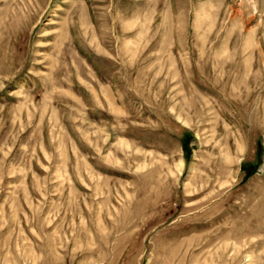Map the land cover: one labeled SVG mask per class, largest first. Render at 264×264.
Listing matches in <instances>:
<instances>
[{"label": "rangeland", "instance_id": "1", "mask_svg": "<svg viewBox=\"0 0 264 264\" xmlns=\"http://www.w3.org/2000/svg\"><path fill=\"white\" fill-rule=\"evenodd\" d=\"M0 264H264V0H0Z\"/></svg>", "mask_w": 264, "mask_h": 264}, {"label": "trees", "instance_id": "2", "mask_svg": "<svg viewBox=\"0 0 264 264\" xmlns=\"http://www.w3.org/2000/svg\"><path fill=\"white\" fill-rule=\"evenodd\" d=\"M183 148H184L185 151H187V148H186V146L184 144H183Z\"/></svg>", "mask_w": 264, "mask_h": 264}]
</instances>
